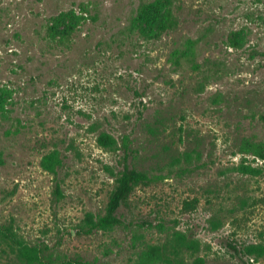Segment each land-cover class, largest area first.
<instances>
[{"label": "rangeland", "instance_id": "obj_1", "mask_svg": "<svg viewBox=\"0 0 264 264\" xmlns=\"http://www.w3.org/2000/svg\"><path fill=\"white\" fill-rule=\"evenodd\" d=\"M154 1L0 0V228L57 264H149L176 234L199 245L184 264H264L233 250L264 246V160L241 152L264 144V0H172L164 31L167 11L137 19ZM127 166L154 182L84 234ZM0 264L22 263L0 245Z\"/></svg>", "mask_w": 264, "mask_h": 264}, {"label": "trees", "instance_id": "obj_2", "mask_svg": "<svg viewBox=\"0 0 264 264\" xmlns=\"http://www.w3.org/2000/svg\"><path fill=\"white\" fill-rule=\"evenodd\" d=\"M172 5V0H156L142 7L137 19L141 23H145V21H150L152 17H155L156 14H161L162 12L167 11L164 23L160 27V30L164 31L169 29L172 25ZM73 15L74 13L72 12L61 14L55 20L54 25L51 27V31L58 29ZM230 44L234 47H237L240 44L236 35L231 36ZM174 58L178 65L181 64L183 59L194 63L195 53L193 47L187 48L186 51L176 52ZM98 143L101 147L107 149H113L117 145L116 140L108 134H102L98 139ZM241 152L243 155H251L255 158L264 160V144L253 143L246 140L243 143ZM62 165L63 161L59 152H53L45 156L42 160V168L53 175L58 174V169L62 167ZM252 170L251 167H247L245 172L250 173ZM153 182V178L148 174L127 166L116 180V186L110 195L108 205H106L107 208L105 215L95 216L94 213L87 214L84 224L81 227L82 232L84 234H92L95 231H108L121 226L123 221L121 220L119 213L122 207L125 206L130 196L138 187L149 186ZM55 196L57 199L63 197L61 186L58 183L55 189ZM0 245H6L10 248L22 264H57L50 259L48 260L44 251L40 247L33 246L23 239L15 231L13 226L0 228ZM187 249L198 250L199 245L198 243L188 241L182 234H176L173 242L169 241L163 245L149 246L141 255V259L143 257V259L149 264H184L182 254L184 250ZM233 250L236 254L243 255L249 259L252 258L255 261H259L264 257V246L262 245H249L242 250L233 247ZM199 262L200 264H203V261L199 260ZM59 264L83 263L64 261Z\"/></svg>", "mask_w": 264, "mask_h": 264}]
</instances>
